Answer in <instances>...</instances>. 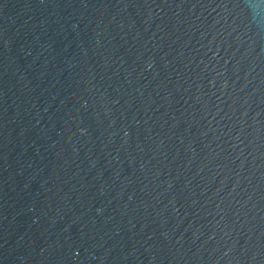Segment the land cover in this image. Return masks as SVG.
Here are the masks:
<instances>
[{
	"label": "water",
	"instance_id": "water-1",
	"mask_svg": "<svg viewBox=\"0 0 264 264\" xmlns=\"http://www.w3.org/2000/svg\"><path fill=\"white\" fill-rule=\"evenodd\" d=\"M0 264H264V0H0Z\"/></svg>",
	"mask_w": 264,
	"mask_h": 264
}]
</instances>
